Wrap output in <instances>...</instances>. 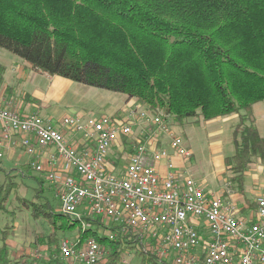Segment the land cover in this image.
<instances>
[{
    "label": "trees",
    "instance_id": "obj_1",
    "mask_svg": "<svg viewBox=\"0 0 264 264\" xmlns=\"http://www.w3.org/2000/svg\"><path fill=\"white\" fill-rule=\"evenodd\" d=\"M0 48L38 73L125 94L174 126L240 115L235 154L226 159L232 191L244 190L255 160L264 162V138L252 113L264 101V0H0ZM13 189L0 188V222ZM32 212L36 219L65 218L48 202ZM66 222L54 230L77 227ZM12 234V228L2 232L0 264L13 263L6 243ZM55 234L46 240L49 256L42 264H64ZM79 238H95L109 253L107 264H118L136 247L92 229ZM148 257L144 264H161Z\"/></svg>",
    "mask_w": 264,
    "mask_h": 264
},
{
    "label": "built area",
    "instance_id": "obj_2",
    "mask_svg": "<svg viewBox=\"0 0 264 264\" xmlns=\"http://www.w3.org/2000/svg\"><path fill=\"white\" fill-rule=\"evenodd\" d=\"M55 120L0 106V160L21 136L70 224L111 241L126 237L161 264H264V193L246 219L234 200L207 192L184 168L192 154L167 117L139 105L122 118ZM120 156L124 164L114 165ZM79 242L60 245L64 264H101L98 241Z\"/></svg>",
    "mask_w": 264,
    "mask_h": 264
},
{
    "label": "rangeland",
    "instance_id": "obj_3",
    "mask_svg": "<svg viewBox=\"0 0 264 264\" xmlns=\"http://www.w3.org/2000/svg\"><path fill=\"white\" fill-rule=\"evenodd\" d=\"M0 65L6 68V74L3 75L0 72V80L4 76L5 80L11 84V79H16L12 81V86L15 88V96L18 101L24 100L26 93L33 95L37 89L45 91L49 85L46 76H42L43 74L40 73L35 74L34 72L26 74L35 75L34 77L30 79L22 77L17 82V72L16 74L14 72L19 66H28V63L19 56L2 48H0ZM71 85L72 87L63 101L51 102L47 107H43L38 115L56 118L53 122L55 124L56 121L66 116H81L83 119L110 116L121 110V108L130 106L129 99L125 94L74 82ZM132 106H139V104L134 100ZM254 118L257 121L264 120V102L258 103L254 107ZM196 121H200V119H190L185 125L177 127V132L183 137L187 147H190L194 153L192 160L189 159L184 162V168L189 171L191 177L197 183H205L207 190L219 193L226 183L222 176L223 174L219 172V167L222 164L220 157L228 158L235 154V146L231 140L232 132L224 127V134L221 137H217L213 134V129L203 123L199 127L194 124ZM219 147L221 154L218 151ZM114 163V165L120 166L121 163L124 164V160L121 156L115 157ZM8 166L10 165L7 164ZM24 167L26 166L19 167L17 171L6 172L0 170V188L3 187L6 190L11 185H14L7 204V212L1 215L3 218L0 222V246H3L2 232L12 228L13 234L8 240L9 244H7L9 256L13 260L12 264H17L18 261L24 258L29 260L28 263L30 264H42L49 256L45 245L49 235L56 231L54 237L59 242L60 247L66 240L76 243L80 239L82 229L77 225L73 230H54L53 227L55 225L60 228L67 223L68 219L65 217L53 221L44 216H41L40 219H36L33 216L32 207L34 205L48 202L51 208L60 214V204L53 192L45 184L44 194L39 199L36 191L41 187L40 181L45 182V177L36 175L35 172L28 171ZM220 174L222 175L220 176ZM231 176V174H228L225 179L230 181ZM23 202L24 204H22ZM101 234L106 235L105 231ZM104 251L105 257L101 264H107L109 259L108 251ZM144 257L150 258L139 252L138 248L133 247L124 251L118 264H144ZM146 264L151 263L146 261ZM162 264H172V261L167 260Z\"/></svg>",
    "mask_w": 264,
    "mask_h": 264
},
{
    "label": "crops",
    "instance_id": "obj_4",
    "mask_svg": "<svg viewBox=\"0 0 264 264\" xmlns=\"http://www.w3.org/2000/svg\"><path fill=\"white\" fill-rule=\"evenodd\" d=\"M0 72L1 74H6V68L0 65ZM17 72V82H19L22 77H27L28 79L34 77L30 75H26L27 73L34 72L35 74H39L35 70H33L29 65L22 67L19 66L17 70L14 72L16 74ZM41 74V73H40ZM42 76H46L48 80V87L45 89V91L41 90H35L34 94L31 95L29 93H26L25 99L18 101L15 96V88L12 86V81L16 79H11V84L8 83L4 76L0 80V106L1 107H9L12 110L19 111L23 114H38L41 112L40 110L43 107H47L51 102H61L65 99L68 91L71 89L73 82L61 77H51L48 75L43 74ZM21 78V79H20ZM28 81V80H27ZM75 83V82H74ZM264 102V101H263ZM134 103V100H129L128 107L121 108V110L113 113V116L124 117L129 109H131ZM261 103V102H260ZM258 104V103H257ZM255 104L252 108L253 118H254V107L257 105ZM49 116V115H48ZM44 118H53L54 117H45ZM81 117V116H78ZM201 121V122H200ZM199 121V127L203 124H206L211 129H213V134L217 137H221L224 134V127L225 129H229L232 132V144H234V131L235 127L240 122V115L235 114L227 117H221L212 121H204L203 119H200ZM255 126L257 127L259 134L262 138H264V120H258L254 118ZM173 125V123H172ZM178 126L173 125V129L176 134H179L177 132ZM2 129L0 125V135H1ZM20 140L21 136H17L15 138V143L12 145H6L4 149V157L0 160V170L2 171H17V169L21 166H26L24 168L29 169V171H33L31 168V162L33 160V157L27 155L24 151V149L20 146ZM169 143L168 139H165L160 144V147H167ZM221 146V145H220ZM235 146V145H234ZM188 148V147H187ZM192 154L191 160L194 158V153L191 150V148H188ZM218 151L221 154V149L219 147ZM219 154V155H220ZM229 158V157H228ZM222 164L221 167H219V172L222 173L224 177V188L219 193H213L207 190V185L205 183L201 184L203 188L215 195V196H226L234 200L240 209V216L243 218H251V216L254 215L257 207V200L259 197L264 193V162H262L260 159L255 160L248 170V172L245 174L244 177V190L242 192L232 191L231 189H228L227 182L228 180L225 179V176L228 174H231L229 172V169L226 165V159L222 156L220 157ZM177 163L180 165L181 162L177 160ZM7 164L10 166L7 167ZM220 164V163H219ZM184 165V164H183ZM221 168V169H220ZM221 170V171H220ZM37 175V174H36ZM232 177V176H231ZM45 186H48L46 179H45ZM9 244V241L7 242Z\"/></svg>",
    "mask_w": 264,
    "mask_h": 264
}]
</instances>
